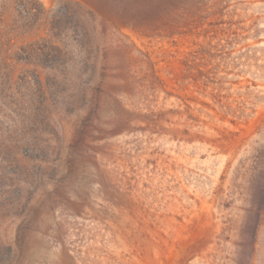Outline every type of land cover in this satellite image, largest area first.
<instances>
[{
    "label": "rangeland",
    "instance_id": "1",
    "mask_svg": "<svg viewBox=\"0 0 264 264\" xmlns=\"http://www.w3.org/2000/svg\"><path fill=\"white\" fill-rule=\"evenodd\" d=\"M127 2L0 0V264H264V0L210 47Z\"/></svg>",
    "mask_w": 264,
    "mask_h": 264
},
{
    "label": "trees",
    "instance_id": "2",
    "mask_svg": "<svg viewBox=\"0 0 264 264\" xmlns=\"http://www.w3.org/2000/svg\"><path fill=\"white\" fill-rule=\"evenodd\" d=\"M126 13L132 19V25L143 29L142 35L149 39L168 40L175 36L203 38L205 46L210 47L209 35L215 24L209 22L214 17H223L222 12L206 13L203 10L210 3L220 6V0H127ZM186 29L185 31H183ZM136 61L137 71L150 79L152 94L163 88V82L157 77L155 66L149 57L140 54Z\"/></svg>",
    "mask_w": 264,
    "mask_h": 264
}]
</instances>
